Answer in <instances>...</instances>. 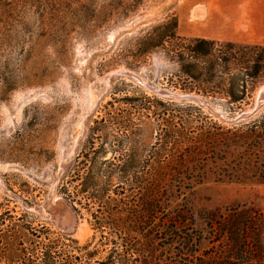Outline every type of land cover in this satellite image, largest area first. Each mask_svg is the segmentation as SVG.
<instances>
[{
	"label": "rangeland",
	"instance_id": "obj_1",
	"mask_svg": "<svg viewBox=\"0 0 264 264\" xmlns=\"http://www.w3.org/2000/svg\"><path fill=\"white\" fill-rule=\"evenodd\" d=\"M139 1L127 18L81 20L102 28L88 39L73 33L62 46L40 37L44 0H0V264H21L22 250L38 248H59L80 256L82 264L107 261L113 251L137 264H170L164 251L169 241L155 226L163 221L169 227L180 205L214 210L254 202L264 209V184L217 181L220 161L185 162L176 169L165 161L175 126L194 135L207 131L208 121L244 128L264 109L233 125L130 80H107L116 71L134 72L150 87L207 99L228 121L251 111L256 100L264 102L258 93L264 74L250 98L229 105L198 92L163 52L131 55L134 39L171 17L181 37L247 39L234 35L232 12L218 16L217 0ZM62 207L72 226L63 225Z\"/></svg>",
	"mask_w": 264,
	"mask_h": 264
},
{
	"label": "trees",
	"instance_id": "obj_2",
	"mask_svg": "<svg viewBox=\"0 0 264 264\" xmlns=\"http://www.w3.org/2000/svg\"><path fill=\"white\" fill-rule=\"evenodd\" d=\"M44 1V9L38 12L42 20L40 37L60 45L66 44L63 42L73 33L88 39L102 28L80 25L81 20L100 16L105 20L114 16L127 18L140 6L139 0L129 6L122 4L125 0L102 6L97 0ZM132 47L134 57L163 52L178 64L179 72L198 92L226 99L229 105L245 102L263 79L264 46L181 37L175 17L152 26L134 39ZM208 122L207 131L201 128L202 132L196 135L194 130L175 126L169 162L165 160L167 167L176 169L185 162L210 159L213 163L222 162L217 181L264 184V115L244 128L225 129ZM148 214L154 217L156 211ZM170 215L169 227L163 221L155 226L169 241L164 251L171 254L170 264H264V209L254 202H235L214 210H196L185 203ZM21 252V264H82L80 256L59 248ZM137 263L138 259L119 256L115 251L107 261L97 262Z\"/></svg>",
	"mask_w": 264,
	"mask_h": 264
},
{
	"label": "crops",
	"instance_id": "obj_3",
	"mask_svg": "<svg viewBox=\"0 0 264 264\" xmlns=\"http://www.w3.org/2000/svg\"><path fill=\"white\" fill-rule=\"evenodd\" d=\"M216 11L224 18L232 12L234 35L247 37L235 43L264 46V0H217Z\"/></svg>",
	"mask_w": 264,
	"mask_h": 264
},
{
	"label": "water",
	"instance_id": "obj_4",
	"mask_svg": "<svg viewBox=\"0 0 264 264\" xmlns=\"http://www.w3.org/2000/svg\"><path fill=\"white\" fill-rule=\"evenodd\" d=\"M111 75H112V77H110ZM120 78H124V79L130 80V81H132V82H134L136 84L143 85L146 88H148L151 92H153L154 94L158 95L161 98L168 99V100H176V101H180V102L194 103V104L200 105V106H202L204 108H207L210 112H212L215 116L219 117L221 120H224V121H226L228 123H231L233 125H238V124H241V123H246V122L252 120L256 116H258L259 113L264 109V102H260L259 103V101L256 100V104H255L254 108L251 111L243 112L240 115H238L237 117H235L232 121H228V119H226L222 115V112L219 111L217 108H215L211 104V102L208 101L207 99H204V98H202V97H200L198 95H193V94H178V93H175V92H172L173 95L168 97L163 92L165 89H159V88H155V87L148 86L134 72L126 71V70L116 71V72L110 74L107 77V80H109V82L111 83V81H113L114 79H120Z\"/></svg>",
	"mask_w": 264,
	"mask_h": 264
},
{
	"label": "bare ground",
	"instance_id": "obj_5",
	"mask_svg": "<svg viewBox=\"0 0 264 264\" xmlns=\"http://www.w3.org/2000/svg\"><path fill=\"white\" fill-rule=\"evenodd\" d=\"M110 77H112V75L110 76ZM164 92V94L166 95V96H172L173 94L172 93H170V92H166V91H163ZM261 95V99L264 101V89H262L260 92H259ZM259 96V97H260ZM258 99V98H257ZM62 210H63V212H62V216H61V218H62V220H63V225L64 226H72V224H71V216H70V214L68 213V210L66 211V209H65V207H62Z\"/></svg>",
	"mask_w": 264,
	"mask_h": 264
}]
</instances>
